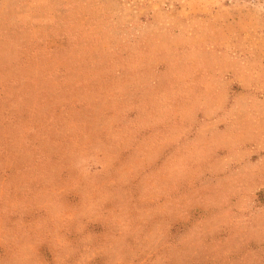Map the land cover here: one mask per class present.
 <instances>
[{
	"label": "rangeland",
	"instance_id": "374dc122",
	"mask_svg": "<svg viewBox=\"0 0 264 264\" xmlns=\"http://www.w3.org/2000/svg\"><path fill=\"white\" fill-rule=\"evenodd\" d=\"M0 264H264V0H0Z\"/></svg>",
	"mask_w": 264,
	"mask_h": 264
}]
</instances>
